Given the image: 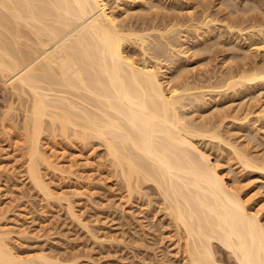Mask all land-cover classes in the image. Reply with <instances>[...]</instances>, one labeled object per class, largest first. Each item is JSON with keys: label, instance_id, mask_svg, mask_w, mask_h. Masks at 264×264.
Listing matches in <instances>:
<instances>
[{"label": "bare ground", "instance_id": "6f19581e", "mask_svg": "<svg viewBox=\"0 0 264 264\" xmlns=\"http://www.w3.org/2000/svg\"><path fill=\"white\" fill-rule=\"evenodd\" d=\"M187 22L185 28L197 29L193 19ZM181 28L171 21L150 28L157 31L153 37L146 28L135 34L119 24L108 0H0V84L7 91L1 125L22 131L27 177L46 199L55 194L42 168L65 171L47 155L46 140L97 142L130 196L148 186L156 190L189 264H223L215 256L219 248L227 252L229 264H264V222L200 145L204 138L220 140L216 126L186 121L185 100L197 103L202 94L181 83L169 86L168 68L137 63L128 50L137 41L182 54L186 47L174 43L181 39ZM257 29L261 43L253 51L264 52V33ZM235 75L221 85L227 90L245 83L264 86V68ZM234 150L240 167L264 175V162ZM10 234L0 220V264H77L41 253L20 256Z\"/></svg>", "mask_w": 264, "mask_h": 264}, {"label": "rangeland", "instance_id": "374dc122", "mask_svg": "<svg viewBox=\"0 0 264 264\" xmlns=\"http://www.w3.org/2000/svg\"><path fill=\"white\" fill-rule=\"evenodd\" d=\"M108 3L119 24L135 34H144L146 28L145 34L153 37L157 31L153 33L152 27L161 29L171 21L182 25L181 39L174 42L181 43V49L186 47L182 54L174 53L175 49L171 54L166 48L163 56L165 53L159 50L163 46L149 43L146 48L134 40L128 50L137 63L157 62L162 70L168 68L173 76L169 86L181 83L202 94L200 102L191 97L183 101L187 104L183 109L186 121L198 127L216 126L222 142L204 138L200 145L210 153L211 161L226 171L229 183L234 181V187H240L248 207L256 210L264 222V175L240 167L234 154L236 148L264 162V86L252 88V84L245 83L234 90L222 86L228 76L264 68V52L253 51L261 43L254 29L264 33V0ZM190 18L193 24L198 23V30L183 26ZM154 53L160 57L153 58ZM2 87L0 84V111L6 106L7 95ZM243 123L247 128L242 127ZM22 136L21 130L3 128L0 121V220L10 230V243L17 254L41 253L64 263L73 259L77 264H189L180 253L182 240L174 222L162 210L156 190L148 186L139 195L130 196L113 173L103 145L48 138L44 144L47 155L65 171L42 168L43 178L55 194L46 199L27 177ZM221 249H214L215 256L229 264L227 252Z\"/></svg>", "mask_w": 264, "mask_h": 264}]
</instances>
